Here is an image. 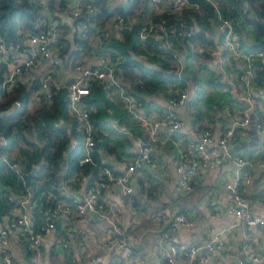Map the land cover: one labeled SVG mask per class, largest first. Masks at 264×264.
Masks as SVG:
<instances>
[{
    "label": "crops",
    "instance_id": "0c3cea01",
    "mask_svg": "<svg viewBox=\"0 0 264 264\" xmlns=\"http://www.w3.org/2000/svg\"><path fill=\"white\" fill-rule=\"evenodd\" d=\"M64 1L75 4L80 0H38L41 20L57 25L58 35L52 41L53 49L58 51V42H62L65 47L60 51L62 62L54 65L51 80L67 83L78 75L82 66L106 63L114 67L119 85H103L102 91L95 92L94 89L91 96L99 95L92 101L95 104L92 106L96 132H101L108 138L100 146L102 161L109 162L116 172H124L138 150L135 136L146 134L145 125L134 112L128 110L123 96L124 92H131L139 81L140 68L128 67L134 73L132 76H126L123 68L116 71L117 60L113 58L112 50H106L108 46L104 36L125 39V27L114 17V13H121L117 11L120 8L127 12L125 16L132 25L136 23V18L140 22L151 23L160 10L152 0H139L135 5V0H103L108 9L115 12L109 17L102 15L99 20L102 22L101 28L94 20L95 31L89 33L85 43L78 44L76 36L79 35L80 23L67 13ZM162 1L163 5L171 3V0ZM246 4L249 6L248 2ZM186 8V13L191 17H196L195 10H202L192 4ZM250 9L252 10L251 7ZM195 24L196 33L200 32L194 39H189L187 44L180 42L178 45L169 41L168 36L160 37L161 42L171 46L175 56L176 69L165 73L177 80L168 79L157 89L142 93L146 102L143 112L149 118H155L164 112L170 96L182 90L188 92L186 100L176 107V112L183 121L182 127L175 130L163 128L159 131V141L153 151V156L158 160V168L153 169L148 162L138 166L131 176V192H125L118 184L105 189L101 211H88L86 215L80 216L74 204L71 212L59 219V226L52 235L58 239V243L45 238L39 249L32 248L23 233L11 229L10 249L17 263L164 264L160 243L168 246L170 243L181 242L200 245L196 264H242V261L247 260L242 242L244 227L235 213L228 209L232 195L226 183L237 175L233 159L228 157L217 166H200L192 177L194 188L191 191L178 189L177 166L182 161V150L199 138L205 126L218 135L235 119L250 115V122L237 129L230 151L242 153L249 159L245 173L252 175V181L245 189L249 194L252 211L264 216V134L256 126L259 116L264 112V79L260 82L261 76L258 74L252 79L250 87H247L242 78L245 57L238 55L227 45L225 31L218 27L217 19L212 15L203 12ZM234 24L237 37L249 47L253 44L258 46L249 48L250 51L264 49L258 45L264 37L257 40L248 27L239 24L237 29L235 21ZM32 29L33 21H28L21 29L23 34L15 41H8L0 32V39L4 41L0 49V65L4 67L6 77L14 63L28 56ZM143 43L142 41V47L147 51L141 50L138 56L145 65L157 67L155 61L149 59L146 41ZM74 54L78 56L73 57ZM49 70V60L38 57L31 71L19 76V84L29 91L26 113L50 102L41 94L40 85L34 86V79L40 81ZM190 70H197L204 81L197 99L196 85ZM7 89L10 93L17 90L11 87ZM58 124L68 129L72 127V123L64 118ZM11 154H19V148L15 147ZM63 173L62 171L60 175L61 182ZM85 181L87 178L82 179L80 187L65 184L63 191L81 199L87 187ZM158 210H162L164 215L158 216ZM7 212L0 215V226L8 225ZM180 212L187 214L192 223H180L173 230L171 223ZM116 225L128 230V244L124 247L115 243ZM219 230H223L225 243L217 250L212 249L206 242ZM250 231L254 245L260 252H264V225H253ZM62 238L70 240V247L60 245ZM73 256L75 262L72 260ZM0 264H7L1 255Z\"/></svg>",
    "mask_w": 264,
    "mask_h": 264
},
{
    "label": "built area",
    "instance_id": "2783aa9c",
    "mask_svg": "<svg viewBox=\"0 0 264 264\" xmlns=\"http://www.w3.org/2000/svg\"><path fill=\"white\" fill-rule=\"evenodd\" d=\"M207 1L215 8L218 16V27L225 31V41L230 48L238 55L245 57L244 73L242 78L247 87H250L252 79L257 75L258 70H264V49L247 51L243 48V41L235 35V24L231 17L224 15L221 10L219 0H171L168 5H163L162 0H152L154 6L159 9L161 17L154 26L143 24L140 29V39L145 43L148 31L152 30L156 37H166L170 33V28L179 27V33L188 38H192L196 32V19L192 17L191 21H187L184 17V8L192 4L196 8L202 7V2ZM33 8L35 18L33 20V29L30 33L29 54L26 58L14 63L10 74L5 78V88L19 89V76L24 73H29L35 64L38 57H45L49 60L50 70L48 74L41 78L40 92L51 99L54 91L63 86L67 88L68 95V110L70 113L77 116L80 126L85 129L83 154L80 157V162L94 161L93 150L96 145V128L92 118L93 106L84 98L90 92L92 78H98L107 84L116 83L119 85L114 67L110 64L102 63L96 65L93 69L90 65L82 66L79 69L78 75L70 79L67 83L53 82L51 80L54 65L62 62L60 51L63 50L64 44L58 42L55 51L52 47V41L57 38L58 29L55 23H44L41 20L42 12L38 6V0H27ZM67 13L76 18L80 15L91 16L95 12V7L90 1L80 0L73 3H66ZM116 20L125 28H130L132 22L122 13H114ZM90 21H82L79 28V36L87 37L91 28ZM178 25V26H177ZM143 43V44H144ZM4 45L3 39H0V49ZM165 46L164 43L161 44ZM248 95H251L248 93ZM123 96L126 100V106L129 111L143 122L146 129V135H136L135 143L137 145V153L133 160L128 164L124 172H116L110 166L105 165L101 169V174L98 178L85 188L83 198L69 194L70 200H59L48 205L43 209V222L39 227L34 225V215L29 209L30 198L28 195H22L16 200L6 215L9 216L8 225L0 226V255L7 264H19L10 249V231L11 229L18 230L23 233L30 242V247L39 249L45 238L52 239V242L58 243V239L53 238V234L57 229V221L67 215L72 210L75 204L77 214L80 216L86 215L88 211H101L103 209L102 194L105 189L112 188L115 184L122 186L125 192H131V176L135 169L143 162H148L153 169L158 168V160L153 156V151L159 141L160 129L167 128L171 130L179 129L183 125L182 119L176 112V107L183 103L188 97L187 90L179 91L169 97L166 109L164 112L155 118H149L143 112V100L134 96L129 92H124ZM16 105H20V99H16ZM251 120L250 115H246L241 119H235L229 126L221 130L218 135L214 134L212 129L205 126L199 138L181 152V162L177 166L179 172L178 189L191 191L194 188L192 177L200 166H217L224 159L232 158L235 164L237 175L234 179L226 183V187L230 190L232 200L228 204V209L235 213L239 218L240 223L244 227L243 231V248L247 255V260L242 261V264H258L264 263V252H260L253 243L250 227L253 225H264V216L258 212H253L250 207L249 194L245 187L252 181V175L245 173L246 166L249 164V159L242 153H232L230 145L235 138L237 129L247 125ZM256 126L259 131L264 134V112L258 118ZM100 151V148H98ZM101 152V151H100ZM11 168H14L21 176L24 173L21 168V163L17 160L8 161ZM87 178V174L83 175ZM10 199H14L13 194L9 195ZM158 216L164 215L162 210L156 213ZM180 223H192V220L185 213H177L171 223L173 230L177 229ZM117 237L115 243L118 246L124 247L128 244V230L126 227L116 225ZM212 229H215L212 227ZM223 230L215 231V234L210 237L206 244L212 249H218L219 246L225 243V238L222 235ZM60 245L70 247L69 239L62 238ZM164 264H196L200 245L194 243H170L168 246L160 243ZM129 253L131 250L128 251ZM95 260V258H93ZM73 262L76 261L72 257ZM44 264V263H41ZM223 264V263H220Z\"/></svg>",
    "mask_w": 264,
    "mask_h": 264
},
{
    "label": "trees",
    "instance_id": "16d2710c",
    "mask_svg": "<svg viewBox=\"0 0 264 264\" xmlns=\"http://www.w3.org/2000/svg\"><path fill=\"white\" fill-rule=\"evenodd\" d=\"M85 1H90L94 5L95 12L88 17L87 15L77 16L75 20L77 23L90 21L92 25L89 33H91L95 31L93 27L94 20L101 28L102 22L99 20L102 19V15L109 17L115 11L108 9L103 0ZM138 1L135 0L133 4H137ZM219 1L224 15L235 21L237 29L241 24L248 27L249 32L256 35L257 40L264 37V0ZM246 2L249 3V6ZM63 3L66 9L67 1ZM186 9L183 15L187 21H191L192 17L186 13ZM200 9L202 10H195L197 12L195 14L196 19H200L203 12L212 15L214 19L218 18L215 8L209 2L203 1ZM117 11L124 15L127 13L121 8ZM161 14L158 13L151 23L146 22L145 24L154 26ZM34 18V10L27 0H0V32L4 34L8 41H15L21 36L23 34L21 29L27 25L28 21H33ZM143 24L144 22H140L136 18V23H133L130 28H123L125 39L121 40L114 36H104V38L108 46L106 50H112L111 54L117 60L116 71H121L120 69L123 68L126 76H132L134 73L131 70L129 71L128 67L140 68L139 81L136 82L137 84L129 93L146 103L142 93L157 89L162 82L168 79L177 80V78L165 73L167 70L176 69L175 56L171 46H162L163 42H161L160 37H156L152 30L148 31L146 46L149 49V59L155 61L157 67L145 65L146 63L138 56L141 50L147 51L142 47L140 39V29ZM195 33L191 40L198 34ZM104 34L106 35V32ZM87 37L83 38L78 35L76 36V42L83 44L86 42ZM167 38L178 45H180V42L187 44L190 39L179 33V27L173 29L171 27ZM252 47L258 48L255 44L249 47L245 41L243 42L244 49L249 50ZM78 54H74L73 57H77ZM3 71L4 67L0 65V215L7 212L19 197L28 195L30 198L28 206L34 215V225L39 227L43 222L44 208L56 201L71 199L69 194L63 191L65 184L80 187L82 179L84 180L83 175L87 174L85 183L88 186L100 176L103 166H112L109 162L102 161L101 152L98 150L100 146L106 143L105 140L108 138L103 133L99 132L97 134L96 132L97 140L93 150L94 161L81 163L80 157L83 154L85 129L80 126L77 116L70 114L68 110L69 99L66 86L56 89L48 104L38 107L33 112L26 113V98L29 91L21 85L19 89L17 88L16 91L10 93L7 87L5 88L6 76ZM150 71H152V75L149 74ZM192 71L190 70V73L196 85L195 98L197 99L204 86V81L197 70ZM258 74L261 76V82L264 79V70H258ZM40 84L41 80L34 79V86L38 87ZM103 85L106 86L107 83L100 81L98 78H92L90 92L84 96L91 105L94 106L95 104L92 101L99 97L98 94L92 97V90L95 89V92H100ZM16 99H20V105L15 104ZM94 114L93 110L92 118L95 125ZM61 118L72 123L71 129L58 124ZM70 145H72V149L66 156V151ZM15 147L19 148V154L12 155L11 152ZM9 160H17L21 163L24 176H21L14 168L9 166ZM35 164H39V167L32 175L29 184H27L26 174L33 169ZM62 171L64 172L62 176L63 183L60 181ZM10 194L14 195L15 200L10 199Z\"/></svg>",
    "mask_w": 264,
    "mask_h": 264
},
{
    "label": "water",
    "instance_id": "95a60500",
    "mask_svg": "<svg viewBox=\"0 0 264 264\" xmlns=\"http://www.w3.org/2000/svg\"><path fill=\"white\" fill-rule=\"evenodd\" d=\"M258 45L261 46V47H264V38L261 39L260 42H258ZM91 67L94 69V68H95V65H93V66H91ZM174 74H175V75H178V73H174ZM71 149H72V145H70V146L68 147V149H67V151H66V156L68 155V153L70 152ZM37 168H38V164H35V165L33 166V169H32L29 173L26 174V182H27V184H29V181H30L31 177H32V175L36 172ZM59 223H60V221L58 220V221H57V226H59Z\"/></svg>",
    "mask_w": 264,
    "mask_h": 264
}]
</instances>
